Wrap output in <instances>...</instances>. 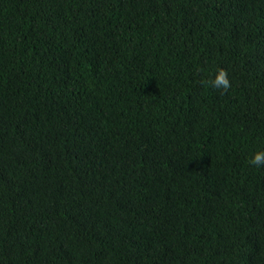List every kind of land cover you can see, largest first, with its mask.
<instances>
[{"label":"trees","instance_id":"1","mask_svg":"<svg viewBox=\"0 0 264 264\" xmlns=\"http://www.w3.org/2000/svg\"><path fill=\"white\" fill-rule=\"evenodd\" d=\"M259 149L264 0H0V264H264Z\"/></svg>","mask_w":264,"mask_h":264},{"label":"clouds","instance_id":"2","mask_svg":"<svg viewBox=\"0 0 264 264\" xmlns=\"http://www.w3.org/2000/svg\"><path fill=\"white\" fill-rule=\"evenodd\" d=\"M209 86L227 90L230 88V80L228 77V73L224 68H218L213 76V78L207 82ZM251 165H255L257 167H264V149H259L254 151L249 157L248 161Z\"/></svg>","mask_w":264,"mask_h":264}]
</instances>
